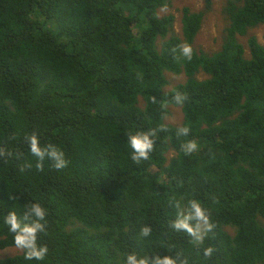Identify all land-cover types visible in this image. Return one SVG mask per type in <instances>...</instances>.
<instances>
[{
  "label": "trees",
  "instance_id": "trees-1",
  "mask_svg": "<svg viewBox=\"0 0 264 264\" xmlns=\"http://www.w3.org/2000/svg\"><path fill=\"white\" fill-rule=\"evenodd\" d=\"M203 1L182 9L178 34L174 16L159 14L172 0H0V218L33 199L49 210L42 264H123L131 252L264 264V44L251 35L264 27V0L224 1L214 53L196 43L214 6ZM168 73L186 80L168 89ZM171 107L180 126L166 122ZM184 126L190 135L178 137ZM148 129L155 150L136 163L127 133ZM33 133L64 151L66 168L37 167ZM188 140L200 147L185 155ZM193 198L215 225L202 245L170 227V201ZM10 247L0 219V250ZM0 264L29 262L21 252Z\"/></svg>",
  "mask_w": 264,
  "mask_h": 264
},
{
  "label": "clouds",
  "instance_id": "clouds-1",
  "mask_svg": "<svg viewBox=\"0 0 264 264\" xmlns=\"http://www.w3.org/2000/svg\"><path fill=\"white\" fill-rule=\"evenodd\" d=\"M173 7V6H171ZM173 12L179 13L176 8L168 13H161L163 15H173L175 30L178 34L176 24L180 25L181 14L177 17ZM170 13V14H169ZM180 54L187 60H191L194 55V50L190 45H182L180 47ZM187 97L181 93L174 96L176 105L182 106ZM160 130H163L161 127ZM191 133V128L188 126L177 129L178 137H187ZM31 155L37 158L39 163L37 167L43 170V162L46 160L52 161V166L61 170L67 167L68 160L65 153L54 144L42 145L38 134L33 133L25 137ZM157 141V130H136L127 133V146L131 150V159L140 163L151 158V154L155 150ZM199 144L195 140H188L180 145L181 151L185 155L192 154L199 150ZM2 154V153H0ZM6 155H11L7 153ZM23 171V168L21 169ZM170 204L176 210V217L171 222L170 227L177 232H184L191 237V242L194 245H202L206 238L209 237L215 225L212 223L208 209L198 199H189L186 204L180 201L172 202ZM49 210L43 206L42 203L33 199V202L22 205L20 211H11L2 219V226L6 227L7 231L12 235V243L15 249L23 252V260L29 262L35 261L37 264H42L46 261L50 249L43 242V235L47 233ZM152 228L150 226H143L140 229L139 235L147 238L151 235ZM215 249L207 247L204 249L203 255L205 257H212ZM123 264H177L176 259L172 256L152 255L141 256L136 252L125 253L122 257ZM187 264V262H185Z\"/></svg>",
  "mask_w": 264,
  "mask_h": 264
},
{
  "label": "rangeland",
  "instance_id": "rangeland-1",
  "mask_svg": "<svg viewBox=\"0 0 264 264\" xmlns=\"http://www.w3.org/2000/svg\"><path fill=\"white\" fill-rule=\"evenodd\" d=\"M173 7L160 11L161 13H168L174 8L182 10L184 7H192L193 10H204L206 4L203 0H172ZM225 0H214V6L211 12L206 16V20L203 23V27L197 36L196 43L207 53H214L218 51L222 46V33L224 30V22L222 19V7ZM177 17L181 14L173 12ZM170 14V13H169ZM177 31H180V25L176 24ZM251 35L257 37L259 42L264 44V27H259L251 31ZM168 78L170 79V85L167 86L171 89L173 86L183 83L186 77L183 75L176 76L174 74L168 73ZM171 113L167 117L166 122L175 126H180L183 121V112L181 108L171 107ZM21 251L15 249L14 247L6 248L0 250V258L13 257L20 254Z\"/></svg>",
  "mask_w": 264,
  "mask_h": 264
},
{
  "label": "water",
  "instance_id": "water-1",
  "mask_svg": "<svg viewBox=\"0 0 264 264\" xmlns=\"http://www.w3.org/2000/svg\"><path fill=\"white\" fill-rule=\"evenodd\" d=\"M171 6H167L166 8L160 10V11H164L165 9H169Z\"/></svg>",
  "mask_w": 264,
  "mask_h": 264
}]
</instances>
